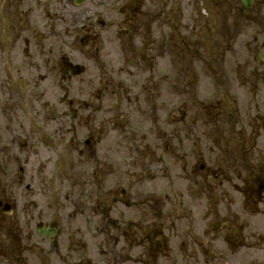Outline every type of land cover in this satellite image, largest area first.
<instances>
[{
	"label": "flooded vegetation",
	"instance_id": "1",
	"mask_svg": "<svg viewBox=\"0 0 264 264\" xmlns=\"http://www.w3.org/2000/svg\"><path fill=\"white\" fill-rule=\"evenodd\" d=\"M11 1L0 13V105L31 117H7L0 132V264H97L93 232L101 264H199L238 229L221 218L232 215L228 194L216 196L235 153L227 132L264 215V0ZM221 27L225 57L241 41L234 112L183 90L192 74H215ZM153 104L165 108L160 128L143 134L136 118ZM200 190L212 195L204 205Z\"/></svg>",
	"mask_w": 264,
	"mask_h": 264
},
{
	"label": "rangeland",
	"instance_id": "2",
	"mask_svg": "<svg viewBox=\"0 0 264 264\" xmlns=\"http://www.w3.org/2000/svg\"><path fill=\"white\" fill-rule=\"evenodd\" d=\"M14 1V0H13ZM8 2H12L11 0H8ZM1 4L2 0H0V13H1ZM8 11H11L10 8H8ZM9 20H12L9 19ZM234 33V32H233ZM221 36H224V29L221 27L219 31H216V38L218 40L217 46H216V62H215V74L210 77H204L203 74L199 71L196 74H192L187 79L186 85L183 87V90L188 88V97L191 96V99L194 97V91H198L204 99L208 98V95H212L210 97V100H206L209 102H213L214 105H221V108L230 110L231 112H234L233 108L236 107V105H242V91H241V85H240V51H241V41L240 38L235 41V43L231 44V53L234 51L236 52V57H232L230 55H224V49H227V39L225 40L224 37L222 39ZM234 40V38H233ZM220 50L221 54H220ZM219 53V54H218ZM4 65L2 66V62H0V68L2 69ZM228 72L229 77H226L225 71ZM2 75V74H1ZM189 75V74H188ZM194 75V77H193ZM197 78H196V77ZM196 78V79H195ZM14 87V86H12ZM152 95L156 94L157 98L159 95L162 94L159 93V90H153L151 93ZM165 97V96H164ZM175 96H172V94L167 98V100L172 101V99ZM153 103L159 104V100L156 101V98L153 100L151 98ZM11 101V100H8ZM243 102V100H242ZM161 106L164 108L163 105H152L151 112L149 110H146L145 112V118L144 121L140 122L139 117L136 118V124L137 125H144L146 124V129L143 130V134L148 131V127L151 128V132L154 133L156 130H159L160 125L159 123V115L156 118V111L161 108ZM30 108H26V110H29ZM25 110V111H26ZM236 111V109H235ZM24 114L26 115V112H24V108L21 109L20 106L17 107V105H0V132L2 131L3 127L6 125V118L7 117H13L15 119L17 118H24ZM5 116V117H4ZM4 117V119H3ZM236 117L237 120L239 119L238 115H234L233 118ZM233 118L229 121V125H234ZM5 122V123H4ZM238 125L236 129L238 130ZM159 133V132H158ZM232 135V134H231ZM231 135L227 132L226 139L224 138V143L229 145L230 149L234 151L235 153L232 154L231 157L227 156L226 158L223 157L225 161H228V165L231 168H226L227 163L223 160V166H224V172L220 173L217 171V175L219 176V180H217V184L220 182L224 183V187H216V196H218L219 200H223L225 202V199L222 195L226 193V196L229 192L230 195L226 198L227 203H231V210L232 215H227L225 213H222L221 218L228 217V219L231 218L232 221L235 220L236 217H234L235 213L241 217L239 218L238 227L243 226L245 230H240L239 228L236 231H230V232H222L220 237L218 238V241H216L215 246L212 248H206L204 251L206 253L200 252L198 254L199 264H264V215H256L255 212V205H254V197H250L248 192H245L244 187L242 186V182H245V180H250L247 177V174L245 172H241L240 168L238 166V162L241 160L240 155L238 156L239 152V146L238 142H236L235 136L232 137L233 141L230 140ZM126 145V144H125ZM185 149V147H184ZM237 166V167H236ZM183 174L182 170L179 168L174 175ZM186 177V174L184 175ZM213 185H215V182L210 181ZM183 183L186 185V182L183 181ZM182 183L181 179L176 180V184L174 185V188H177V194L180 195L183 193L184 195V205L190 206L191 203V197L185 194V190L187 187ZM184 188V190H181ZM168 193L172 192L171 186L169 185V188H167ZM210 194V193H209ZM200 197L203 199V205L205 204L204 199H208V197H212V195H208V192L200 190ZM250 202H248L249 200ZM213 201V200H209ZM211 205H213V202H210ZM245 204L247 208L245 207ZM216 205V202H215ZM264 209L263 207H260ZM201 214L205 213L206 210L202 209L199 211ZM231 214V213H228ZM199 221V225L202 223V219H197ZM226 232V233H225ZM90 234V233H89ZM212 235V232H211ZM259 237H261L259 239ZM226 240L228 242V246H226L223 243V240ZM100 244V236L97 234L92 233L88 237V246L90 249V253L93 255V261L97 264L100 261H104L103 259H100V257L97 256L96 248ZM208 253V254H207ZM208 255L214 256L212 260H208Z\"/></svg>",
	"mask_w": 264,
	"mask_h": 264
}]
</instances>
